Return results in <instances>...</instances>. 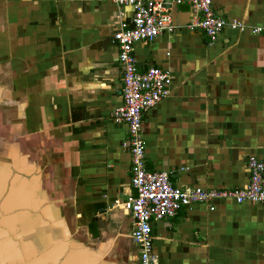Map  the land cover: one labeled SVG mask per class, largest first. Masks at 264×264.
<instances>
[{"label": "crops", "instance_id": "0c3cea01", "mask_svg": "<svg viewBox=\"0 0 264 264\" xmlns=\"http://www.w3.org/2000/svg\"><path fill=\"white\" fill-rule=\"evenodd\" d=\"M228 25L209 43L188 28L139 40L134 54L170 72L144 115L145 165L177 187L239 188L264 159V0H212ZM132 8L111 0H0V225L35 264H139L131 160L122 143L114 34ZM156 264H264V202L220 198L151 221Z\"/></svg>", "mask_w": 264, "mask_h": 264}, {"label": "built area", "instance_id": "2783aa9c", "mask_svg": "<svg viewBox=\"0 0 264 264\" xmlns=\"http://www.w3.org/2000/svg\"><path fill=\"white\" fill-rule=\"evenodd\" d=\"M132 8L130 24L114 34L117 62L120 68L121 102L111 116L127 124L128 135L122 145L128 149L131 160L130 185L136 195L130 194L120 202L132 217L130 236L138 249L139 264H156L152 251L151 221L174 216L185 205L229 198L236 202H264V159L249 156L248 182L239 188L177 187L166 172L150 170L145 165V143L142 137L143 115L170 92V72L163 67L148 64L140 68L134 54L139 40H152L157 35L174 30L172 6L186 3L192 18L188 28L200 29L209 43L228 25L243 30L244 23L226 22L215 14L212 0H111ZM252 33L264 31V25L249 26Z\"/></svg>", "mask_w": 264, "mask_h": 264}, {"label": "water", "instance_id": "95a60500", "mask_svg": "<svg viewBox=\"0 0 264 264\" xmlns=\"http://www.w3.org/2000/svg\"><path fill=\"white\" fill-rule=\"evenodd\" d=\"M136 195V190H132ZM16 237V233H14ZM15 237L5 227L0 225V264H35L40 259V252L35 256H27L21 244L15 242Z\"/></svg>", "mask_w": 264, "mask_h": 264}]
</instances>
